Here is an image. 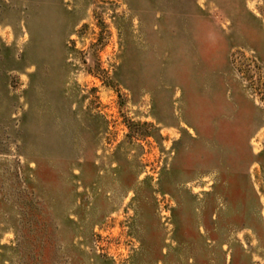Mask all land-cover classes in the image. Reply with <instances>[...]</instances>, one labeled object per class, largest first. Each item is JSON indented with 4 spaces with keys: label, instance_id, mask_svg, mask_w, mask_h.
I'll list each match as a JSON object with an SVG mask.
<instances>
[{
    "label": "rangeland",
    "instance_id": "obj_1",
    "mask_svg": "<svg viewBox=\"0 0 264 264\" xmlns=\"http://www.w3.org/2000/svg\"><path fill=\"white\" fill-rule=\"evenodd\" d=\"M0 264H264V0H0Z\"/></svg>",
    "mask_w": 264,
    "mask_h": 264
}]
</instances>
